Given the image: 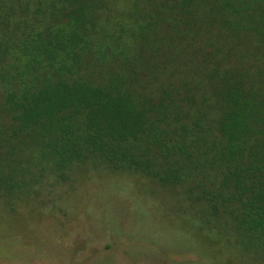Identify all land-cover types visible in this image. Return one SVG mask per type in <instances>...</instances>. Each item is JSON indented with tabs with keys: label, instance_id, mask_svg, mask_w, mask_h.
<instances>
[{
	"label": "trees",
	"instance_id": "16d2710c",
	"mask_svg": "<svg viewBox=\"0 0 264 264\" xmlns=\"http://www.w3.org/2000/svg\"><path fill=\"white\" fill-rule=\"evenodd\" d=\"M83 165L264 261V0H0V192Z\"/></svg>",
	"mask_w": 264,
	"mask_h": 264
},
{
	"label": "rangeland",
	"instance_id": "374dc122",
	"mask_svg": "<svg viewBox=\"0 0 264 264\" xmlns=\"http://www.w3.org/2000/svg\"><path fill=\"white\" fill-rule=\"evenodd\" d=\"M67 174L0 192V264H264L233 230L200 227L181 188L107 167Z\"/></svg>",
	"mask_w": 264,
	"mask_h": 264
}]
</instances>
